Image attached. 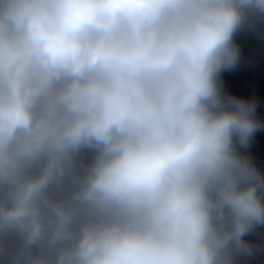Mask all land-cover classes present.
<instances>
[{
    "label": "clouds",
    "instance_id": "obj_1",
    "mask_svg": "<svg viewBox=\"0 0 264 264\" xmlns=\"http://www.w3.org/2000/svg\"><path fill=\"white\" fill-rule=\"evenodd\" d=\"M261 41L264 0H0V264H264Z\"/></svg>",
    "mask_w": 264,
    "mask_h": 264
}]
</instances>
